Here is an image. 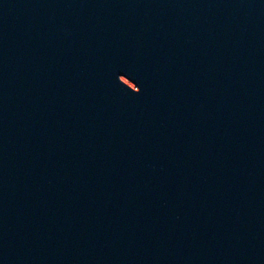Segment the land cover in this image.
I'll return each mask as SVG.
<instances>
[{
    "label": "water",
    "instance_id": "1",
    "mask_svg": "<svg viewBox=\"0 0 264 264\" xmlns=\"http://www.w3.org/2000/svg\"><path fill=\"white\" fill-rule=\"evenodd\" d=\"M0 264H264V0H0Z\"/></svg>",
    "mask_w": 264,
    "mask_h": 264
}]
</instances>
